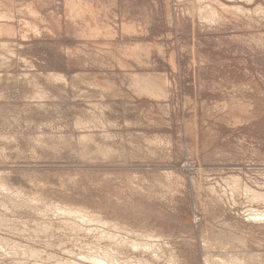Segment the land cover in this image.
I'll list each match as a JSON object with an SVG mask.
<instances>
[{"label":"rangeland","instance_id":"1","mask_svg":"<svg viewBox=\"0 0 264 264\" xmlns=\"http://www.w3.org/2000/svg\"><path fill=\"white\" fill-rule=\"evenodd\" d=\"M63 263L264 264V0H0V264Z\"/></svg>","mask_w":264,"mask_h":264},{"label":"bare ground","instance_id":"2","mask_svg":"<svg viewBox=\"0 0 264 264\" xmlns=\"http://www.w3.org/2000/svg\"><path fill=\"white\" fill-rule=\"evenodd\" d=\"M60 211V210H59ZM62 212V211H61ZM68 213V212H67ZM2 221V220H1ZM49 222V221H48ZM44 223V222H43ZM14 229V228H13ZM48 232V231H47ZM20 233V232H19ZM37 234V233H36ZM3 250V249H2ZM90 252V251H89ZM6 253V252H5ZM8 254V253H7ZM25 257V256H24ZM55 257V256H54ZM226 257V256H225ZM65 261V260H64ZM108 261V260H107ZM235 261V260H234ZM22 263V262H21ZM68 263V262H67ZM64 264V263H63ZM75 264V263H74Z\"/></svg>","mask_w":264,"mask_h":264}]
</instances>
